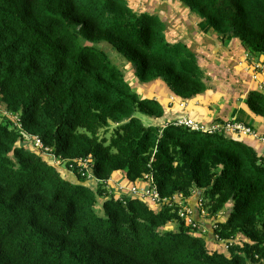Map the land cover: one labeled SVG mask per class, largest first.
I'll list each match as a JSON object with an SVG mask.
<instances>
[{
	"label": "trees",
	"instance_id": "1",
	"mask_svg": "<svg viewBox=\"0 0 264 264\" xmlns=\"http://www.w3.org/2000/svg\"><path fill=\"white\" fill-rule=\"evenodd\" d=\"M174 1L206 30L264 55V0ZM100 43L133 64L140 83L162 80L185 102L208 90L189 45L126 0H0V264L264 262V159L179 118L157 123L164 104L142 97ZM246 104L264 117V93L250 91ZM34 137L67 161L77 183L27 146ZM85 159L91 178L81 175ZM118 173L120 184L150 187L152 176L161 198L183 197L158 209L115 192ZM195 193L200 216L202 200L212 218L225 212L213 226L218 250L189 212Z\"/></svg>",
	"mask_w": 264,
	"mask_h": 264
},
{
	"label": "rangeland",
	"instance_id": "2",
	"mask_svg": "<svg viewBox=\"0 0 264 264\" xmlns=\"http://www.w3.org/2000/svg\"><path fill=\"white\" fill-rule=\"evenodd\" d=\"M131 7L140 12L153 13L159 16L166 26V34L168 38L173 42H184L189 45V48L197 55V60L200 66L208 72L209 76L212 77V81H216L215 89L213 93L220 91L221 89H227L228 93H238L242 95L245 91L242 84H246V77L241 74L240 70H236L235 60L241 57L248 51V48L236 38L225 40L217 33L208 31L204 28L202 19L198 15L192 14L185 7L180 6L178 1L174 0H126ZM98 47L103 49L109 56V58L119 66L127 76V81L133 86V88L143 95L142 97H153L154 99H164L165 97L171 96L169 88L162 80H155L150 83H140L135 79L134 65L128 60L124 59L119 55L112 47L100 43ZM245 77V78H244ZM210 87L213 85L210 83ZM3 108V107H1ZM5 111V110H4ZM225 117L230 118L232 112H223ZM10 114V113H7ZM22 113V117H23ZM140 118L146 124H151L152 120L139 114ZM157 123L164 124V119H160ZM200 124V122L198 121ZM204 124L203 122H201ZM212 123L204 124L205 127L213 126ZM114 125H111L109 132L106 134L107 138L113 133ZM219 141V140H218ZM30 143V144H28ZM27 145L32 147V143L28 142ZM36 148V147H35ZM38 150V151H37ZM40 150L36 148L38 153ZM42 152V151H41ZM49 155V154H48ZM51 156V155H49ZM51 163L57 168H61L62 161L56 160L54 156L50 159ZM119 183V182H118ZM74 184V182H72ZM120 183L118 184V186ZM118 188V187H117ZM206 201H200L199 207L202 212V216L207 217L206 219L213 221V226L216 220L223 221L226 219L225 212L217 214L216 219L210 216L208 209H206ZM190 209V208H189ZM191 216L195 217L194 210L189 211ZM203 233L207 234V229H203ZM213 250H218L214 246H210ZM218 247V246H217ZM228 254V251L226 252ZM229 255V254H228ZM264 264V262L256 263Z\"/></svg>",
	"mask_w": 264,
	"mask_h": 264
},
{
	"label": "crops",
	"instance_id": "3",
	"mask_svg": "<svg viewBox=\"0 0 264 264\" xmlns=\"http://www.w3.org/2000/svg\"><path fill=\"white\" fill-rule=\"evenodd\" d=\"M236 70H240L246 77V84H242L243 88L245 87L244 93L242 95L238 93H228L227 89H221L213 93L215 89V84L217 85L216 81H212V77L209 76L208 72H206L207 76L210 78L209 84L213 85L212 87H208V90L203 94L194 99L193 101H183L178 99L175 95L165 97L164 99L157 100L161 101L165 106V116L163 117L165 123L175 121L180 117H190L191 119L195 120L197 123L200 122L201 125L207 126L204 124H210L213 122L215 123H225L228 121L238 122L245 124L251 127L254 131V134H234L228 133L225 134L229 136V138L246 144L248 147H251L256 153L258 154L259 158L264 159V117L257 116L253 112L249 110L248 105L246 104V97L252 90H257L259 92L264 93L259 86L262 84L264 80V76H261L257 81L252 79L251 73L257 64L262 63L264 65V55L254 56L252 53L247 52L242 54L237 60L234 61ZM244 77V78H245ZM153 98V97H152ZM181 102V103H180ZM185 104V107H181V104ZM232 112V116L230 118L225 117V113L223 112ZM203 122L204 124H202ZM155 122L152 121L151 124ZM212 124V125H213ZM28 142L32 143V147H28L30 149L36 150L34 142L32 139H28ZM30 144V143H28ZM44 158L50 163V159L52 156L39 151ZM60 173L64 178H67L71 183H77L76 177L73 175L72 172L65 170L64 164L61 168H58ZM123 178V174L118 173L117 176L112 179L109 183L110 187L115 191L118 192V181ZM91 180V179H90ZM87 181V180H86ZM85 183L88 185H95V181H87ZM125 180L123 181V183ZM118 187V188H117ZM121 192V191H119ZM124 193V192H123ZM199 197V194L195 193L192 198L188 200L190 207L194 210L195 219L199 220L202 224L201 232L203 236H205L206 240L209 241L210 246H214L217 249L220 248L219 244L215 241V236L213 232V221L210 223L207 220V217L200 216L199 209L196 207V201ZM203 229H207V234L203 233ZM218 246V247H217Z\"/></svg>",
	"mask_w": 264,
	"mask_h": 264
},
{
	"label": "built area",
	"instance_id": "4",
	"mask_svg": "<svg viewBox=\"0 0 264 264\" xmlns=\"http://www.w3.org/2000/svg\"><path fill=\"white\" fill-rule=\"evenodd\" d=\"M251 76L254 81H257L261 76H264V65L262 63L257 64L253 69ZM259 88L262 91H264V80L262 84L259 86ZM181 107H185V104L182 103ZM14 119L16 120V125L19 124V120L17 119V117H14ZM177 123L179 125L186 126L196 131H204L208 133L219 132L223 134H228V133L243 134V135L254 134V131L251 127L242 123L232 122V121L231 122L228 121L225 123H215L211 127H205L197 123L195 120L191 119L190 117H180ZM28 139H32L35 147L40 151L49 154L51 156H54L52 149L46 147L40 138L34 137ZM79 165L82 168L81 175L83 177L87 176V178H91L92 175L90 173V161L88 159L80 160ZM144 178L147 180L148 175H146ZM150 183H151L150 187L148 186V184H143L142 182L138 183L137 185H131V186L120 184L118 190L124 193L127 192L128 194L132 195L133 197L139 198L140 200L149 201L148 204L153 205L154 207L157 206L158 209H161L163 206L172 207L176 198L183 197L182 195H177L171 198H161L158 192V187L155 184L154 178L152 176L150 177ZM182 216H186L189 224L194 222L193 219L189 218L185 213H182Z\"/></svg>",
	"mask_w": 264,
	"mask_h": 264
},
{
	"label": "water",
	"instance_id": "5",
	"mask_svg": "<svg viewBox=\"0 0 264 264\" xmlns=\"http://www.w3.org/2000/svg\"><path fill=\"white\" fill-rule=\"evenodd\" d=\"M66 165H67V161H66V162H64V167H66Z\"/></svg>",
	"mask_w": 264,
	"mask_h": 264
},
{
	"label": "clouds",
	"instance_id": "6",
	"mask_svg": "<svg viewBox=\"0 0 264 264\" xmlns=\"http://www.w3.org/2000/svg\"><path fill=\"white\" fill-rule=\"evenodd\" d=\"M66 167H67V165H66ZM66 167H65V168H66Z\"/></svg>",
	"mask_w": 264,
	"mask_h": 264
}]
</instances>
